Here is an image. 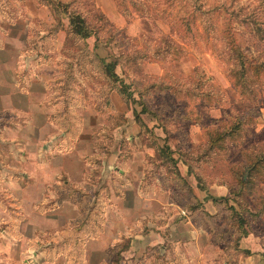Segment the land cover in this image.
<instances>
[{
	"label": "rangeland",
	"instance_id": "rangeland-1",
	"mask_svg": "<svg viewBox=\"0 0 264 264\" xmlns=\"http://www.w3.org/2000/svg\"><path fill=\"white\" fill-rule=\"evenodd\" d=\"M45 1L0 0V264H264V0Z\"/></svg>",
	"mask_w": 264,
	"mask_h": 264
},
{
	"label": "crops",
	"instance_id": "crops-1",
	"mask_svg": "<svg viewBox=\"0 0 264 264\" xmlns=\"http://www.w3.org/2000/svg\"><path fill=\"white\" fill-rule=\"evenodd\" d=\"M11 74V73H9ZM13 74V73H12ZM14 76V74L12 75V77ZM1 95V94H0ZM3 97H5V102L2 101L1 105H0V113L2 112H7L8 115L10 110H14L15 106L10 103L11 101H9V97H10V94L9 92L7 93H3L2 94ZM0 99H1V96H0ZM11 116V115H10ZM76 218V217H75ZM78 218V217H77ZM62 234H66L67 231H61ZM60 231L56 233V235L58 236H61L60 235ZM158 232H148V233H145L143 234L142 232L140 233H137L134 235L133 239L131 238V243H130V246H126L125 248L123 247L122 250H121V253L123 254H126L129 252V250H132L136 252L138 246L139 248H141L140 245H143V243H147V244H154V242H157L155 241L156 240V237H158ZM98 235L96 233H86L84 235H81L82 239H83V248H85V254L87 253V242H86V245H85V237L88 239L90 237L92 238H95L97 237ZM121 237V235H120ZM120 237L118 236L117 238L120 239ZM177 239V238H176ZM242 243H241V246L244 247V248H249V244L247 241H245L244 239H242ZM116 242H114L115 244ZM176 243V248L177 250L179 251V253L181 254L182 258L185 260V262H187L188 264H190V261L192 260V257L193 255H196L198 256V258H201L203 256V249L200 248L198 242L196 240H193V236L192 234L190 233L189 235L185 236V237H182V239L180 240H176L175 241ZM181 244V245H179ZM129 247V249H128ZM111 248V247H110ZM128 251V252H127ZM252 253V251H251ZM123 256H127V255H123ZM250 258V254L246 257L245 260L249 259ZM122 263L121 264H124L125 260L123 259V261H121ZM200 263V262H197V264ZM223 264H228V263H223ZM248 264V263H246Z\"/></svg>",
	"mask_w": 264,
	"mask_h": 264
},
{
	"label": "trees",
	"instance_id": "trees-1",
	"mask_svg": "<svg viewBox=\"0 0 264 264\" xmlns=\"http://www.w3.org/2000/svg\"><path fill=\"white\" fill-rule=\"evenodd\" d=\"M49 2V0H46V4ZM83 16L76 11H71L69 13V25H68V29L70 30V32L76 34L79 38H86L88 37L91 33L92 30L89 29V27L86 25L85 20L82 18ZM264 20V19H263ZM255 24L259 23L258 21H253ZM262 22V21H260ZM231 43L234 42V39H230ZM103 64V68L104 70L108 73V75H110L111 77L115 78V79H119L118 75L115 73L114 71V67L117 64V62L114 61H110V62H102ZM121 82V80H120ZM124 84V83H122ZM126 86V85H125ZM119 91H121V93L125 92V89L123 87H121V89H119ZM128 96V91L127 93H124ZM257 160H264V153L262 154H258L257 155ZM254 168V165H249L247 167V169L244 172V177H242V181L243 182H247L248 178L251 177L252 174V170ZM264 205L262 207H258L257 208V212H261L263 211ZM241 246V245H240Z\"/></svg>",
	"mask_w": 264,
	"mask_h": 264
}]
</instances>
